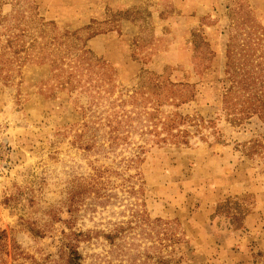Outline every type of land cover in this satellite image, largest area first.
Wrapping results in <instances>:
<instances>
[{
    "label": "rangeland",
    "instance_id": "374dc122",
    "mask_svg": "<svg viewBox=\"0 0 264 264\" xmlns=\"http://www.w3.org/2000/svg\"><path fill=\"white\" fill-rule=\"evenodd\" d=\"M249 74L264 0H0V264H264Z\"/></svg>",
    "mask_w": 264,
    "mask_h": 264
},
{
    "label": "trees",
    "instance_id": "16d2710c",
    "mask_svg": "<svg viewBox=\"0 0 264 264\" xmlns=\"http://www.w3.org/2000/svg\"><path fill=\"white\" fill-rule=\"evenodd\" d=\"M249 82L253 83L252 85H249V93L251 92V98L254 101L253 104H251L252 106H254L252 108L253 110L252 113L257 114L259 116L264 115V89H257L254 87V85H257V84L263 85L262 83L263 81L262 79L257 81L254 75L251 76V74H249ZM254 91H257V92L254 93Z\"/></svg>",
    "mask_w": 264,
    "mask_h": 264
}]
</instances>
